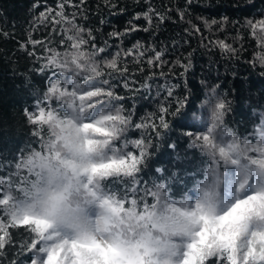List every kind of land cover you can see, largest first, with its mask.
Segmentation results:
<instances>
[{
  "label": "snow or ice",
  "instance_id": "6c2138e0",
  "mask_svg": "<svg viewBox=\"0 0 264 264\" xmlns=\"http://www.w3.org/2000/svg\"><path fill=\"white\" fill-rule=\"evenodd\" d=\"M146 2L147 11L107 33L116 44L78 23V15L87 19L86 0H58L29 25L20 47L36 61L43 87H32L23 110L31 139L0 162V264H264V112L242 135L227 120L233 101L218 84L197 116L186 84L183 92L165 84L153 93L155 72L137 79L144 65L167 63L154 45L123 47L124 37L155 32L168 18ZM193 2L176 11L191 26L185 32L202 35L189 17ZM104 6L118 8L113 0ZM141 18L148 27L134 22ZM39 25L47 34L34 39ZM244 27L259 49L248 62L264 68V13ZM10 35L0 28V37ZM204 39L230 58L243 49ZM177 63L187 72L191 60ZM137 97L154 110L137 116ZM176 129L205 158L199 175L156 167L149 176L154 150Z\"/></svg>",
  "mask_w": 264,
  "mask_h": 264
},
{
  "label": "trees",
  "instance_id": "16d2710c",
  "mask_svg": "<svg viewBox=\"0 0 264 264\" xmlns=\"http://www.w3.org/2000/svg\"><path fill=\"white\" fill-rule=\"evenodd\" d=\"M58 0H0V28L6 29L10 34L0 37V162L14 158L16 151L30 139L29 126L26 124L23 110L31 107L32 87H43V78L38 75L34 66L36 61L20 47L28 37L29 25L36 16L44 11V8H55ZM79 3V0H74ZM117 3V9L104 6V0H86L87 19L78 15L77 20L81 25L91 27L101 42L107 37V33L114 28L123 30L128 21L132 20L136 13L148 10L146 0H113ZM33 3H39V7L33 9ZM152 7L158 11L166 12L168 18L155 32L137 31L123 38V47L131 48L137 41L146 47L155 46L163 49L167 61L162 67L150 69L144 65L143 73L136 71V77L143 80L149 72H155L153 78V93L161 85L176 84L177 92L185 91L187 85L191 91L194 113L199 116L202 112L201 104L208 92V88L219 85L217 89L222 95L233 101L232 112L227 117L229 124L239 129L242 135L252 132L253 125L260 120L261 112H264V68L258 61H253V52L259 51L255 41L249 35L245 25L248 18H259L264 13V0H194L191 5L189 17L193 24L197 25L201 34L185 32L191 26L180 21L177 8H182L185 0H151ZM124 9L120 12L118 9ZM171 8V12L166 10ZM71 13L73 8H68ZM203 17L204 19H197ZM227 18L226 21L224 18ZM215 19L218 23L209 27L204 20ZM103 21V23L101 22ZM175 21V22H174ZM141 27H148L145 19L134 21ZM155 22V21H154ZM44 25H39L32 33L34 39H43L46 35ZM237 34L243 40L237 38ZM212 40L224 39L237 49H241L238 56L231 57L227 53L208 44L204 38ZM187 41V43H185ZM110 43L118 41L110 39ZM32 49V45H27ZM36 50L39 52V46ZM192 53L188 57V53ZM189 64L187 72H184L177 61ZM138 66L130 64L129 68L135 70ZM160 72L166 76H159ZM183 73V75H181ZM136 86H139L138 84ZM121 94H127L120 89ZM132 103L131 100L128 101ZM137 116H143L154 110L150 99L137 97ZM137 137L138 133H131ZM169 142L176 143V150L168 147ZM205 158L198 150L188 147L187 139L174 130L154 150L150 160L149 176L154 174V169L160 167L165 173L178 170L185 179L199 175L203 168Z\"/></svg>",
  "mask_w": 264,
  "mask_h": 264
}]
</instances>
